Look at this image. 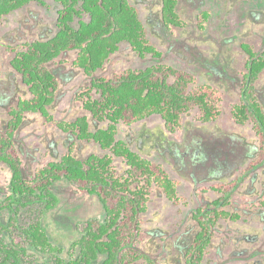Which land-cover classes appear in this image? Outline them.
<instances>
[{
    "label": "trees",
    "instance_id": "obj_1",
    "mask_svg": "<svg viewBox=\"0 0 264 264\" xmlns=\"http://www.w3.org/2000/svg\"><path fill=\"white\" fill-rule=\"evenodd\" d=\"M54 1L60 6L54 36L6 47L11 53V67L21 75L30 96L20 98L10 109L7 130L0 133V163L11 170L10 193L0 202V264H92L100 254L106 259L99 264H160L140 248L146 238L142 215L148 210L154 187L160 188L175 206L184 205L186 200L180 194L179 181L163 164L146 158L118 138V126H130L158 115L166 130L177 134L183 130L184 116L195 109L199 122L212 123L221 115L222 92L200 83L195 74L164 63L124 69L112 77L95 76L122 42H128L140 56H161L139 10L131 0ZM32 2L50 8L49 0H0V25L9 14ZM178 3L179 0H161L162 19L168 28L186 26L177 11ZM207 14L200 13L199 19ZM70 50L77 52L73 65L90 77V85L78 91L75 99L95 120L107 123L102 129L92 131L85 117L56 121L48 111L59 89V78L52 66L59 64L61 53ZM243 50L247 57L241 74L240 100L232 105L231 114L236 124L251 125L258 150L241 175L212 185L209 189L217 197L193 211L198 231L185 252V264H204L217 224L240 219L239 213L228 210L233 191L264 161V112L256 88L264 73V48L256 52L253 46L243 45ZM36 112L63 132L98 143L106 153L79 160L71 145L58 161L25 177L15 137L25 114ZM115 157L127 165L124 174L118 173ZM62 179L79 192L96 195L105 209L103 219L77 224L80 238L71 245L68 258L63 256L62 248L52 243L44 226L46 214L59 202L53 186ZM203 191L199 189L198 196ZM249 206L264 210V195ZM5 210L9 213L7 223L2 220ZM38 255L46 258L41 261Z\"/></svg>",
    "mask_w": 264,
    "mask_h": 264
},
{
    "label": "rangeland",
    "instance_id": "obj_2",
    "mask_svg": "<svg viewBox=\"0 0 264 264\" xmlns=\"http://www.w3.org/2000/svg\"><path fill=\"white\" fill-rule=\"evenodd\" d=\"M139 10L148 36L160 51V57L140 56L128 42H122L110 62L95 76L112 77L124 69L148 68L169 64L196 75L200 83L218 88L223 95L218 120L203 124L196 119L195 109L184 116L183 130L169 133L160 116L154 115L130 126L119 124L118 138L146 158L164 165L179 181L180 194L186 203L175 206L154 187L148 210L142 215L146 235L140 248L160 264H185L187 248L198 231L192 213L217 194L209 188L241 175L257 153L258 144L251 125L236 124L231 107L240 100L242 73L246 53L243 45L256 52L264 48V0H179L177 11L185 27H166L161 13V0H131ZM50 8L36 2L9 14L0 25V133L7 130L9 111L30 92L21 75L11 67L7 46L44 41L57 31L59 4L49 0ZM207 12L199 19L200 13ZM75 50L65 51L52 70L59 78L56 99L48 111L56 121L87 118L90 129H102L107 123L95 120L75 99L76 93L90 85V77L75 67ZM264 112V73L256 84ZM24 163L23 174L30 178L37 168L58 161L70 146L79 160L106 152L94 141L78 139L48 123L41 113H26L15 137ZM119 174L127 165L114 159ZM11 170L0 163V202L10 193ZM203 189L199 196L197 191ZM58 206L46 214L44 226L55 245L68 258L71 245L80 237L78 223L92 218L103 219L105 211L94 195L79 192L63 179L53 186ZM264 195V161L251 170L233 191L231 212L238 221H220L204 264H264V210L249 204ZM7 210L2 213L8 222ZM42 261L46 257L38 255ZM137 264H143L138 262Z\"/></svg>",
    "mask_w": 264,
    "mask_h": 264
},
{
    "label": "water",
    "instance_id": "obj_3",
    "mask_svg": "<svg viewBox=\"0 0 264 264\" xmlns=\"http://www.w3.org/2000/svg\"><path fill=\"white\" fill-rule=\"evenodd\" d=\"M63 180V179H62ZM66 180V179H65ZM59 181H61V180H59ZM58 182V181H57ZM70 183V182H69ZM94 196H96V195H94ZM97 197V196H96ZM98 198V197H97ZM98 200L100 201V199L98 198ZM100 203H101V201H100ZM102 204V203H101ZM58 206V205H57ZM56 206V207H57ZM102 206H103V204H102ZM55 207V208H56ZM54 208V209H55ZM104 208V207H103ZM53 210V209H52ZM52 210H50L49 212H51ZM104 211H105V209H104ZM76 229L78 230V227H76ZM78 232H79V230H78ZM80 238V237H79ZM78 238V239H79ZM75 242V241H74ZM106 259V256L104 255V254H100L99 255V257L97 258V259H95L93 262H92V264H99V263H102L104 260Z\"/></svg>",
    "mask_w": 264,
    "mask_h": 264
},
{
    "label": "flooded vegetation",
    "instance_id": "obj_4",
    "mask_svg": "<svg viewBox=\"0 0 264 264\" xmlns=\"http://www.w3.org/2000/svg\"><path fill=\"white\" fill-rule=\"evenodd\" d=\"M1 164L5 165V166H7L9 168V166L7 164H4V163H1ZM8 190L10 191V189H9V183H8Z\"/></svg>",
    "mask_w": 264,
    "mask_h": 264
}]
</instances>
